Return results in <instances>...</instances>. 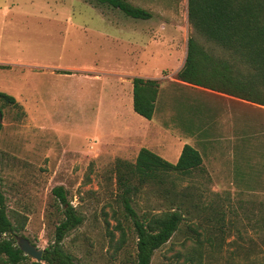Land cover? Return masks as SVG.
<instances>
[{
    "label": "rangeland",
    "instance_id": "obj_1",
    "mask_svg": "<svg viewBox=\"0 0 264 264\" xmlns=\"http://www.w3.org/2000/svg\"><path fill=\"white\" fill-rule=\"evenodd\" d=\"M126 1L152 18L136 20L95 0H0V92L18 104L0 105V189L6 210L25 219L17 242L27 239L42 251L53 242L62 215L52 190L61 186L82 218L65 235V252L79 264H132L135 234L119 203L113 165L133 163L142 147L174 163L189 144L203 156L201 170L144 189L133 198L135 210L165 209L167 189L191 195L205 206L193 220L217 238L210 264H247L230 254L248 248L264 261V229L255 224L264 217V108L235 107L240 134L231 141L233 106L217 93L176 84L174 76L158 80L152 122L114 107L126 74H172L191 34L187 0ZM160 22L178 26L176 47L172 30L159 44L144 39L140 51L127 42L129 26ZM204 121L215 124L210 138L203 136ZM163 144H170L166 151ZM185 238L177 233L151 264H181L175 254Z\"/></svg>",
    "mask_w": 264,
    "mask_h": 264
},
{
    "label": "trees",
    "instance_id": "obj_2",
    "mask_svg": "<svg viewBox=\"0 0 264 264\" xmlns=\"http://www.w3.org/2000/svg\"><path fill=\"white\" fill-rule=\"evenodd\" d=\"M95 1L136 20L152 18L149 11L126 0ZM187 21L191 34L176 80L264 106V0H187ZM131 83L133 111L151 120L159 82L134 77ZM0 105L18 106L15 98L4 92H0ZM202 163L201 152L189 144L183 145L175 163L144 147L139 149L133 163L115 161L113 174L117 196L135 234L132 264H151L154 252L177 233L186 236L182 250L175 254L181 264H210L216 260L217 238L204 233L201 223L193 220L205 206L200 207L191 195L167 189L164 193L170 197V204L165 209L145 210L139 214L134 208L133 198L144 189L163 185L171 175L188 177L193 171L201 170ZM52 194L62 218L55 227L53 242L42 251V263H37L19 249L16 239L24 229L25 219L20 220L18 214L6 210L0 189V264H79L65 252L62 241L68 232L82 224V218L70 204L63 187H55ZM255 224L260 225L257 229H264V217L257 219ZM220 233L223 234L222 228ZM255 251L248 248L243 253L230 254V258H242L247 264H264L254 257Z\"/></svg>",
    "mask_w": 264,
    "mask_h": 264
},
{
    "label": "crops",
    "instance_id": "obj_3",
    "mask_svg": "<svg viewBox=\"0 0 264 264\" xmlns=\"http://www.w3.org/2000/svg\"><path fill=\"white\" fill-rule=\"evenodd\" d=\"M128 29H129L128 30L129 33L126 36L127 42L136 44L137 47H138V51L141 50V47H142L141 44H142V41H144V39L149 40L150 42H153V43H158V44L161 43L163 38H166L168 36V34H166V31H168V30H170V31L172 30V32L174 31V33H172L173 36H169V39L171 40L170 43H172L173 46H175V47H176V44L178 43V39H179V36H180L178 31H177L178 30V26L175 25V24L166 23V22H160L158 24L157 23H153L152 25H149V27H146V28L142 27V25L138 26V27H131V28L129 26ZM147 30L149 32H145ZM149 41H147L146 43H148ZM136 42H138L139 44H137ZM146 43H144V44H146ZM185 57H186V52L184 53V58L181 61L179 60L180 62H178L177 66H176V68H175V70L173 71L172 74H169L167 72V70H165V69L164 70L163 69L162 70L161 69L155 70L153 72V75L152 74H147L145 72L144 73L143 72L136 73V74H126L125 76L128 78V80H127L128 83L126 85V89L124 91L113 93V97L115 98L114 107H115V105H118L120 108H122V110H128V113L133 112L134 114H136L133 111V109H132V83H131L130 80L132 78H134V77H139V78L153 79V80H157L158 81L161 78L162 75L169 76V77H173L174 76L175 80H176V74L182 68V66L184 64ZM176 81L178 82L176 84H180L181 86H184V88L185 87H187V88H199V87H196V86H191V85L185 84V83L180 82L178 80H176ZM159 89H160V84H159ZM201 89H203V88H201ZM211 92H213V91H211ZM214 93H217V92H214ZM217 94H219L221 96V98L225 102L228 103V105H232L233 106L232 111L229 112V116L232 118L231 121H233V123H234L233 124V129H232L233 130V134H232L231 138H229V139L231 141L235 140L236 137H234V136L236 135V133L240 134V130H239V128H236V124H235L236 115H235L234 108L235 107H239V105L242 102H245V103H250V102L242 101V100H240L238 98H235V97H232V96H228V95H225V94H221V93H217ZM250 104L256 105V104H253V103H250ZM256 106H259V105H256ZM259 107H263L264 108V106H259ZM137 116L140 117L139 115H137ZM140 118L144 119L142 117H140ZM144 120H146V119H144ZM151 120H147V121L152 122ZM214 125L215 124H213V121H210L208 123V125L204 121V123L202 124V126H203V129H202L203 136L205 135L208 138H210L212 136L211 132L213 131V127L212 126H214ZM236 129L238 131H236ZM123 132L125 134H127L128 136H130V137L136 136L138 138V136L140 135V132L138 134H136V133H133V131L130 130V129H123ZM209 133H211V134H209ZM207 140H210V139H207ZM169 146H170V144H163L164 151H166ZM180 152H177V154L174 156V159H175L174 163L177 161V159H178V157L180 155ZM202 158H203V156H202Z\"/></svg>",
    "mask_w": 264,
    "mask_h": 264
},
{
    "label": "water",
    "instance_id": "obj_4",
    "mask_svg": "<svg viewBox=\"0 0 264 264\" xmlns=\"http://www.w3.org/2000/svg\"><path fill=\"white\" fill-rule=\"evenodd\" d=\"M19 249L28 257L32 258L35 262L41 261L42 250L31 245L27 239L20 238L18 240Z\"/></svg>",
    "mask_w": 264,
    "mask_h": 264
}]
</instances>
